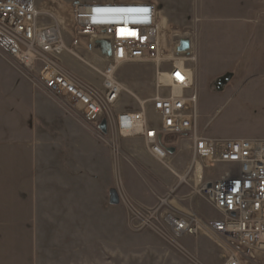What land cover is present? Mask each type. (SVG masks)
I'll return each instance as SVG.
<instances>
[{
    "label": "rangeland",
    "instance_id": "1",
    "mask_svg": "<svg viewBox=\"0 0 264 264\" xmlns=\"http://www.w3.org/2000/svg\"><path fill=\"white\" fill-rule=\"evenodd\" d=\"M132 1H153L157 4L164 42L161 53L162 61L160 64L152 60L134 62L123 64L117 68L116 76L124 84L125 91L116 103L115 109L117 111L138 110L142 101H147L146 104L150 106L151 103L148 100L155 95L156 83L161 77L158 75V66L160 73L167 72L174 59L185 56L182 52H186L188 53L187 57L194 56L196 59L192 66L194 67V83L199 95V130L206 136L215 139L247 138V136H254V133L259 132L264 134V102L258 103L254 100L255 102L253 101L248 107L245 102L241 101V97L245 93L242 90L247 88L246 85L249 86L248 89H255L257 96L264 97V82L258 83L261 78L264 79V71L242 72L246 78H248L246 75L250 74V78H242L246 84L231 85L233 98L228 102L221 101L214 97L215 95H210L208 99L202 100L201 95L207 97L206 87L201 89L197 79L199 49L203 46L202 42L206 37L210 38L208 42L211 48L232 49L237 52L242 48V36L245 32H262V36H264V0H103L102 2ZM41 9L44 12L43 22L60 27L62 35L71 49L60 58L63 66L71 73L101 89L103 84L101 71L109 54L108 40L99 33L91 36L79 34L75 26L74 9L72 11L63 1L57 4L47 3ZM75 39L78 40L76 46L72 45ZM96 44L104 45L102 47L104 52L101 53L100 46H95ZM255 51L257 54H264V38H260V45ZM15 66L20 69L23 78L31 82L38 93V142L47 144V149L43 150L41 156L38 157L43 160L46 159V161L52 159L53 167L51 170L56 179L67 176L66 171L62 173L56 168L63 160L65 168L71 167L78 169L79 173L81 171L85 173V185L90 183L89 179H100L102 182L113 179L114 185L112 187L117 190L119 187L121 192H125L133 206L136 204L140 207H146L137 202L131 189V187L137 189L136 185L143 183L149 187V193L156 197L155 206L159 204L160 198L168 197V194L175 190L169 199L172 206L187 209L189 212H198L203 218L219 215L206 198H201L199 193L193 192L198 183V175L196 167L190 169L191 157L188 152L180 153L181 155L177 158L170 157L171 166L154 159L153 167L148 169L124 146L138 140V138H120L121 154L117 158L114 157L107 144L106 134L101 133L102 131L100 132L97 125L86 122L77 113L75 107L46 90L39 82L37 83L31 74L1 51L0 140L3 139L5 130L10 127L4 122L6 120L5 113L11 114L13 127L16 126L21 114L22 105L18 98V92L23 87L25 80L18 79L19 76L13 71ZM16 72L20 74L19 70ZM229 74L231 73H227L223 77V85L231 77L232 74ZM162 77L161 79H163ZM210 104H214L213 110L202 112L200 107L204 109V105L210 106ZM82 129L85 131L84 147L78 149L76 145L77 138H80L78 130L81 131ZM261 136L264 137V135ZM166 139L175 145L179 139L185 143L191 142L186 136L170 135ZM94 140L102 147V150L100 155L92 160L90 154L93 151ZM104 149L108 150L110 162L106 161L108 153ZM181 156L189 162L186 170L184 163L179 162ZM201 164L204 167L205 179H213L229 170L225 164L208 165L206 162H201ZM74 169L71 174L69 173L70 178L73 174L78 173ZM185 174H188L187 181L177 187L180 181L179 176ZM75 185L71 180L69 182L70 190L75 188ZM88 190L85 186V192H89ZM42 191H44L43 186ZM103 193L106 196L109 191L105 190ZM184 193L189 194L188 199L179 198ZM118 205L125 209L123 212L117 211L115 217L118 224L116 225L110 226L108 219L105 220L102 216L104 223H100V229L98 226H95L94 229L93 224L90 223L92 217L86 216L89 220L86 219L87 222L84 224L85 229L83 231L60 230L59 225L55 231L40 230L36 241L38 243L36 247L38 259L36 263L30 264H207L192 247L194 246L192 243L196 244L194 236H186L180 240L181 245L188 252H182L176 247L173 241L174 237L170 234L169 226L166 224L169 211L163 209V214L158 219L159 223L156 224L160 229L158 231L134 226L129 219L130 216L123 200L120 199ZM53 211L55 212V209ZM59 218L60 216L57 217V222H60ZM208 238L215 242L210 237ZM62 239L63 246L60 244ZM190 239L192 243L189 242ZM66 242L83 243V246L78 247L79 253H76V248L67 247ZM48 243H53L54 246H46ZM61 255H67L69 260L74 261L65 262ZM245 259L251 262L245 263ZM255 261V264H264V254L259 255V259L255 260L242 259L243 264H253Z\"/></svg>",
    "mask_w": 264,
    "mask_h": 264
},
{
    "label": "built area",
    "instance_id": "2",
    "mask_svg": "<svg viewBox=\"0 0 264 264\" xmlns=\"http://www.w3.org/2000/svg\"><path fill=\"white\" fill-rule=\"evenodd\" d=\"M43 20L44 12L36 0H0V51L46 90L75 107L86 122L99 127L106 119V140L114 157L121 154L120 138H138L155 160L171 166L173 154L167 148L175 144L166 138L186 136L191 140L190 169L201 168L193 192L207 198L219 215L203 218L198 212L179 211L169 202L175 190L160 198L153 208L133 206L118 187L134 226L160 231L156 224L164 209L169 211L166 224L180 251L188 252L180 243L182 238L205 234L227 252L223 264L259 259L264 254V138L215 139L199 130V95L192 66L195 57L182 52L185 56L174 59L167 72L160 73L158 66V75L165 79L157 81L156 93L148 100L150 106L142 101L138 110L115 109L125 91L116 76L117 68L134 62L162 61L164 42L157 4L132 1L75 5L79 34L99 33L108 40L101 89L63 66L60 58L71 49L60 27ZM77 44L75 39L72 45ZM201 162L225 164L229 170L205 179ZM187 176H179L177 187L187 181Z\"/></svg>",
    "mask_w": 264,
    "mask_h": 264
},
{
    "label": "crops",
    "instance_id": "3",
    "mask_svg": "<svg viewBox=\"0 0 264 264\" xmlns=\"http://www.w3.org/2000/svg\"><path fill=\"white\" fill-rule=\"evenodd\" d=\"M60 1H63L73 11L75 5L79 3H95L103 0H36V3L40 8H43L47 3L57 4ZM260 38H264L262 32H245L242 36V48L237 52L232 49L211 48L208 42L210 38L206 37L203 40V46L199 49V65L197 67L198 83L201 89L206 87L207 97L205 98V95H201L203 97L202 100L208 99L210 95H215L214 97L221 101L225 100L228 102L233 98L232 86L236 83L246 84L245 81L243 82L242 78L245 79L246 77L243 76L245 74H242V72L264 71V54H257V51H255L260 45ZM18 70L20 74L16 72ZM13 71L19 76L18 79L25 81L18 92V98L22 105L20 118H18L16 126L13 127L11 114L5 113L6 120L4 122L9 124L10 127L5 130V135L0 140V264H30L36 263L38 259L36 251L38 243L36 241L40 230L55 231L59 225L60 230L83 231L85 229L84 224L87 222L86 219L89 220L86 216L92 217V222L90 223L93 224L94 229L96 228L95 226L100 229V223H104L102 222V216H104L105 220L106 218L108 219L110 226L116 225L118 224L115 217L117 211L123 212L125 208H121L120 205H112L109 193L106 196L103 193V191H110L113 188V179H107L102 182L100 179L88 178L90 183L88 182L89 184L85 185V173L83 171L79 173L78 169L71 167L65 168L63 160L60 161V165L56 168L62 173L66 171L67 176L60 179H56V176H53V171L51 170V167H53L52 159L46 161V159L43 160L38 157L41 156L43 150L47 149L46 143L38 142V93L31 82L23 78V74L18 67L13 69ZM227 73L232 75L229 74L231 77L223 85V77ZM246 76L250 78V74ZM260 80L258 83L264 82L263 78ZM246 87L245 90H242L246 94L244 93L241 97V101L245 102L248 107L251 106L250 104L254 100L258 101V103L264 102V97L257 96L255 89H248V85ZM40 98L42 97L40 96ZM214 104H210V106L204 105V109L200 108L202 112L212 111V108L215 107L213 106ZM78 133L80 138H77L76 145L78 149H83L85 131L83 129L81 131L78 130ZM258 134L260 135L256 136ZM261 135L264 134L262 132L254 133V136L249 135L247 138L263 137ZM124 146L145 167L148 169L153 167L154 158L150 155L141 139ZM191 147V142L185 143L179 139L175 145L176 152L172 157L177 158L181 155L180 153L186 152L191 157ZM92 149L90 157L95 160L100 155L102 147L94 140ZM104 151L108 153L107 149H104ZM106 161L110 162L109 153L106 155ZM179 162L184 163L186 166L185 170L188 168L189 162L187 159L181 156L179 157ZM73 169L78 171V173L73 174L70 178L69 175ZM71 180L72 183L76 184V187L70 190L69 182ZM64 183L66 184L64 185ZM42 186L44 191H42ZM85 186H87L89 192H85ZM136 187L137 189L132 187L131 189L135 195L133 196L140 205L146 207L156 205V197L149 193L147 185L138 183ZM199 197L203 198V196ZM179 198L188 199L189 194L184 193ZM206 200L204 201L207 202ZM172 203L174 204V202ZM54 209L55 212L53 211ZM177 209L183 213L189 212V210L184 208ZM56 216H60V222H57ZM67 238L69 239L68 236ZM194 241L196 244L192 243L191 239L189 242L194 245L192 246L195 248L194 251L200 254L207 264H223L226 260L227 252L215 242H212L205 234L194 236ZM60 244H64L63 239ZM46 246L53 247L54 244L48 243ZM66 246L75 247L76 253H79L78 247L83 246V243L66 242ZM61 256L65 262L74 261L69 260L67 255ZM244 262L250 263L251 261L245 259ZM255 263L256 261L253 262V264Z\"/></svg>",
    "mask_w": 264,
    "mask_h": 264
},
{
    "label": "water",
    "instance_id": "4",
    "mask_svg": "<svg viewBox=\"0 0 264 264\" xmlns=\"http://www.w3.org/2000/svg\"><path fill=\"white\" fill-rule=\"evenodd\" d=\"M99 129L102 131L103 134H107V120L103 119L99 123ZM168 152L171 154H174L176 152L175 147H168L167 148ZM109 198H110V203L112 205H118L120 203V196L118 193V190L116 188H111L109 191Z\"/></svg>",
    "mask_w": 264,
    "mask_h": 264
},
{
    "label": "bare ground",
    "instance_id": "5",
    "mask_svg": "<svg viewBox=\"0 0 264 264\" xmlns=\"http://www.w3.org/2000/svg\"><path fill=\"white\" fill-rule=\"evenodd\" d=\"M99 44H96L95 46H98ZM100 46V50H101V53L102 52H104V50H102V47L104 46V45H99ZM105 53H106V51H105ZM163 79H162V81L165 79V77L163 76L162 77ZM200 171H201V168H200V166H198V169H197V175L199 176V174H200Z\"/></svg>",
    "mask_w": 264,
    "mask_h": 264
}]
</instances>
